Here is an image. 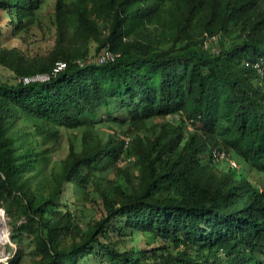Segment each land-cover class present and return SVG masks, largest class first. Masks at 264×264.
<instances>
[{"label":"trees","instance_id":"trees-1","mask_svg":"<svg viewBox=\"0 0 264 264\" xmlns=\"http://www.w3.org/2000/svg\"><path fill=\"white\" fill-rule=\"evenodd\" d=\"M47 4L0 0L10 264H264V0H54L53 50L8 46Z\"/></svg>","mask_w":264,"mask_h":264},{"label":"rangeland","instance_id":"rangeland-1","mask_svg":"<svg viewBox=\"0 0 264 264\" xmlns=\"http://www.w3.org/2000/svg\"><path fill=\"white\" fill-rule=\"evenodd\" d=\"M47 7L41 12V15L35 20H33L27 27L16 31V36H11V29L9 27L5 28V33L7 35L6 41L8 46L21 47L25 53L30 56H45L48 55L55 45L56 31L52 20V10L51 4L54 0H47ZM1 23V21H0ZM104 52L100 51L95 58L90 59V62H99L101 54ZM13 81V74L6 68L0 67V81ZM120 105L117 104L116 107ZM115 115H123L122 110ZM66 143V138L62 139L61 143H48L43 141L42 147L46 148V155L50 157V161L54 162L63 158L67 151L64 147ZM234 163L235 161L232 160ZM48 170V168H47ZM264 182V179H263ZM16 196L18 194H15ZM8 204L0 200V232L4 237V241H0V264H10L11 259L16 254L18 250V245L12 242L11 235L13 232L14 223H16L17 215H12L9 212ZM16 210V207L14 206ZM19 220V224L25 220ZM148 236H141L140 233L135 234L136 241L139 243L140 240L147 238ZM22 249L24 251L23 264H38L40 255L34 250V243L31 240V236L23 234L22 236ZM88 264H110L107 260L101 262L96 259L94 255H90L87 259ZM79 264H85L84 261H80Z\"/></svg>","mask_w":264,"mask_h":264},{"label":"built area","instance_id":"built-area-1","mask_svg":"<svg viewBox=\"0 0 264 264\" xmlns=\"http://www.w3.org/2000/svg\"><path fill=\"white\" fill-rule=\"evenodd\" d=\"M101 55L102 56L100 57V63H104L107 60L114 61V59H115V56H113L112 54H110L106 51H104ZM65 66H66V63L63 60H61V59L58 60L56 62L54 69H53V74H57L58 72L63 70L65 68ZM48 79H50L49 75H37L34 77H25L24 81L26 83H29V82H33V81H46Z\"/></svg>","mask_w":264,"mask_h":264},{"label":"bare ground","instance_id":"bare-ground-1","mask_svg":"<svg viewBox=\"0 0 264 264\" xmlns=\"http://www.w3.org/2000/svg\"><path fill=\"white\" fill-rule=\"evenodd\" d=\"M5 239H4V237L2 236V234H1V232H0V241H4ZM0 259H1V257H0Z\"/></svg>","mask_w":264,"mask_h":264}]
</instances>
